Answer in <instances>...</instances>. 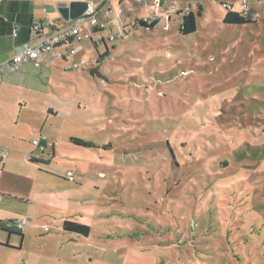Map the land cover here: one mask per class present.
Masks as SVG:
<instances>
[{
	"label": "rangeland",
	"instance_id": "374dc122",
	"mask_svg": "<svg viewBox=\"0 0 264 264\" xmlns=\"http://www.w3.org/2000/svg\"><path fill=\"white\" fill-rule=\"evenodd\" d=\"M58 1L46 8L56 19ZM237 1L175 0L168 30L84 39V65L19 82L25 100L2 119L55 141L58 154L39 156L74 177L43 175L49 204L23 227L22 264H264V0H248L258 19L224 24ZM199 5L196 31L181 34Z\"/></svg>",
	"mask_w": 264,
	"mask_h": 264
},
{
	"label": "crops",
	"instance_id": "0c3cea01",
	"mask_svg": "<svg viewBox=\"0 0 264 264\" xmlns=\"http://www.w3.org/2000/svg\"><path fill=\"white\" fill-rule=\"evenodd\" d=\"M52 1L58 0H1L0 62L10 58L15 46L35 40L30 32V26L34 22L46 19H51L58 24L63 22L61 16L56 19L53 12L47 11L46 8ZM226 1L230 2L231 0ZM233 2L236 4L238 1L233 0ZM235 10L238 9L235 8ZM49 30V28L45 29L46 32ZM47 65L49 64L43 66ZM31 69H36L31 63L24 64L16 70L11 67L6 68L0 83V107L6 108L11 102L18 104L25 100L19 82L32 71ZM19 106L23 108L25 105L19 104ZM1 114L0 112V151L7 149L9 155L0 163V264H22L20 252L28 231L22 228L19 231L21 236H19L14 232H7L6 228L13 229V220L15 219H27V225L30 227L35 220L41 217L42 205L49 203L45 201V197L42 199L39 196L50 190L46 186L44 187L45 176L43 175L53 176L50 172L55 170L52 172L59 171L66 178V173L71 171L59 167L51 169L52 163H48L47 160L44 162L45 160L39 156V153L45 152L50 157L58 154L59 150L55 141H50L47 136L39 133L38 138L46 137L45 151H40L32 143L33 140L38 139L34 137L33 133L24 135L20 129L16 132L10 131V121L3 120ZM31 154L43 163L32 162ZM58 202L66 206L68 204L62 197H59Z\"/></svg>",
	"mask_w": 264,
	"mask_h": 264
},
{
	"label": "built area",
	"instance_id": "2783aa9c",
	"mask_svg": "<svg viewBox=\"0 0 264 264\" xmlns=\"http://www.w3.org/2000/svg\"><path fill=\"white\" fill-rule=\"evenodd\" d=\"M73 0H59L67 6ZM84 2L86 9L74 19L63 20L61 24L51 19L36 21L30 26L32 42L15 46L10 58L0 62V83L7 67L18 69L31 63L35 68L44 64L53 65L63 62L65 69L77 68L86 63L77 56L82 51L81 42L88 39L91 43L116 42L125 39L138 29H149L159 25L163 31L170 27V19L177 14L178 4L175 0H75ZM166 5V8H164ZM227 10L236 11L243 18L254 21L260 17L259 12L248 6V0H239V9L231 4H223ZM189 11L184 12L185 14ZM183 13V14H184ZM146 26V27H145ZM152 27V28H153ZM49 28V31H45ZM15 35V32L13 33ZM45 136L33 140V145L45 151ZM9 155L7 149L0 151V163ZM30 158H36L33 154ZM66 178L73 179L71 172ZM28 224L27 219H15L13 225L22 229Z\"/></svg>",
	"mask_w": 264,
	"mask_h": 264
},
{
	"label": "trees",
	"instance_id": "16d2710c",
	"mask_svg": "<svg viewBox=\"0 0 264 264\" xmlns=\"http://www.w3.org/2000/svg\"><path fill=\"white\" fill-rule=\"evenodd\" d=\"M203 9L202 6L199 5L197 8L196 13L189 11L188 13H184L183 17H182V22L179 28V31L181 34L183 35H188L191 33H194L196 31V16H200L202 13ZM223 23L226 25H243V24H247L252 22V20H250L249 18H243L242 16H240V14L236 11H232V10H227L226 9V13L223 17ZM154 26V24H151L149 26V29H151ZM146 27V26H145ZM108 54V50H106V52L102 55L99 56V58H102L104 56H106ZM73 143L76 146H84V147H90V143L82 140V139H73ZM32 162H40L43 163L41 160L36 159V158H31ZM14 231L12 228H6V231L9 233H16L17 235L21 236V234L19 233V231L21 229L13 226ZM61 228L64 232H71V233H75L77 235L80 236H87L89 234L90 228L82 223H78V222H73V221H68V220H64L61 224ZM264 261V259H263Z\"/></svg>",
	"mask_w": 264,
	"mask_h": 264
},
{
	"label": "water",
	"instance_id": "95a60500",
	"mask_svg": "<svg viewBox=\"0 0 264 264\" xmlns=\"http://www.w3.org/2000/svg\"><path fill=\"white\" fill-rule=\"evenodd\" d=\"M58 12L63 20L74 19L79 16L86 9V4L79 1H71L69 6L65 2H58L57 4ZM98 68H93L90 70L92 75L97 74Z\"/></svg>",
	"mask_w": 264,
	"mask_h": 264
}]
</instances>
